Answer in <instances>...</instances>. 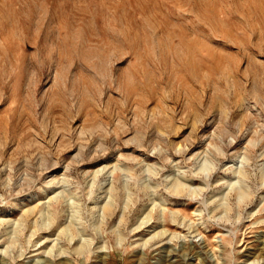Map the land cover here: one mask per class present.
I'll use <instances>...</instances> for the list:
<instances>
[{"label":"rangeland","instance_id":"1","mask_svg":"<svg viewBox=\"0 0 264 264\" xmlns=\"http://www.w3.org/2000/svg\"><path fill=\"white\" fill-rule=\"evenodd\" d=\"M0 251L264 264V0H0Z\"/></svg>","mask_w":264,"mask_h":264},{"label":"bare ground","instance_id":"2","mask_svg":"<svg viewBox=\"0 0 264 264\" xmlns=\"http://www.w3.org/2000/svg\"><path fill=\"white\" fill-rule=\"evenodd\" d=\"M104 172V171H103ZM179 179V178H178ZM168 184V183H167ZM170 185V184H169ZM188 185V184H187ZM171 187H173V189L177 192H180L181 190H183L185 187H186V184L184 182H182V180H176L172 183ZM229 188V187H228ZM243 191V190H242ZM111 192V191H110ZM238 192V191H237ZM245 192V191H244ZM199 193V192H198ZM197 194V192H196ZM242 194V193H241ZM244 194V193H243ZM215 203V202H214ZM218 203V202H217ZM101 211H102V214L104 216H112L115 212H114V207L112 205L111 202L109 201H105L101 206ZM160 209V208H159ZM120 211V210H119ZM152 211V210H151ZM150 211V212H151ZM124 217V216H123ZM69 223V222H68ZM160 224V223H159ZM190 224V223H189ZM182 225V224H181ZM103 226V225H102ZM188 228V227H187ZM82 229V228H81ZM162 232L159 234L157 233L155 236H160L158 239H160L159 241L161 242V240L163 239L162 237L164 235H166V230H161ZM191 232V231H190ZM9 233V232H8ZM155 236H152L151 238H155ZM165 237V236H164ZM64 238V237H63ZM180 238V237H179ZM182 239V238H181ZM142 242V241H141ZM145 244V243H144ZM6 248V247H5ZM60 251V250H59ZM58 251V252H59ZM70 251V250H69ZM2 251H0L1 253ZM46 253H47V250H46ZM50 254V253H49ZM48 254V255H49ZM61 254V253H60ZM7 255V254H6ZM171 255H174V256H179V252H173L171 253ZM58 256V255H57ZM2 259H4V255L1 257ZM190 258V257H189ZM51 261V260H49ZM262 261V260H261ZM38 263V262H37ZM260 263V260L259 259H253L249 262H247L246 264H259ZM263 263V262H262ZM0 264H7L5 261H2ZM59 264V263H57Z\"/></svg>","mask_w":264,"mask_h":264}]
</instances>
